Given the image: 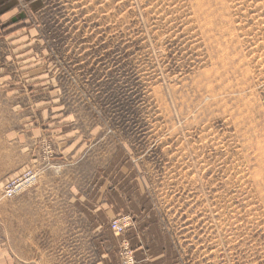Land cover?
<instances>
[{
  "label": "rangeland",
  "instance_id": "rangeland-1",
  "mask_svg": "<svg viewBox=\"0 0 264 264\" xmlns=\"http://www.w3.org/2000/svg\"><path fill=\"white\" fill-rule=\"evenodd\" d=\"M216 2L0 0L4 254L95 264L100 232L140 264L141 228L163 264H264V0Z\"/></svg>",
  "mask_w": 264,
  "mask_h": 264
},
{
  "label": "crops",
  "instance_id": "crops-1",
  "mask_svg": "<svg viewBox=\"0 0 264 264\" xmlns=\"http://www.w3.org/2000/svg\"><path fill=\"white\" fill-rule=\"evenodd\" d=\"M4 20H7V19H4ZM6 42L7 41L0 42V49L3 51V56H5L7 53L6 49L4 50V47H3L4 45L7 44ZM5 48H7V45L5 46ZM22 111L23 112H21V110H20V112H17L16 121L21 126H24V125L28 126V123H30V121H29V119H25V117L28 116L31 109H29L26 106L25 109H23ZM11 113H12V107H11ZM31 122H33V121H31ZM34 133L35 134L37 133V135H38V132H34ZM20 139L23 142H25V140H26V146L27 147L29 146L28 140L25 137H20ZM22 150H23V147H22ZM71 202L76 204L77 201L72 200V201H70V203ZM70 203L67 206L71 207L72 205ZM84 207H85V209H87L86 206H84ZM111 207L114 208L116 211H118L116 209V207H114V206H111ZM122 210H125V208L120 209V211H122ZM84 213H85V215H83V218L85 219V221L86 222H87V220L90 221L92 215L87 216L86 210H84ZM89 213L92 214V210L89 211ZM72 220L75 221L74 217H72V216H65V218H64V222L71 223V222H73ZM53 222H56L55 218H54ZM92 235H93V233L91 232V236ZM95 235L97 236V241H98V245L100 248V255L103 258L95 264H120L118 254H117L118 247H119V241L117 239L109 240L105 237L102 238V235L100 232L96 233ZM129 239H130L132 247L135 251L136 259L140 264H163L162 259H161V254L158 253L156 248H154L152 246V244L150 243V239H149L148 235H146V233L141 231V228L139 229V231L134 230L132 233H130ZM104 246H106V250L109 247L111 248L109 254L105 253ZM21 248L24 251V247H23L22 243H21ZM1 250H2V248L0 247V264H34L32 262H27V261L23 260V258H21V260L19 261L15 257V254L12 251H10V253H9V251H5L6 253L4 254ZM23 251H22V254L24 256H27L29 254L28 251H24V252Z\"/></svg>",
  "mask_w": 264,
  "mask_h": 264
},
{
  "label": "built area",
  "instance_id": "built-area-1",
  "mask_svg": "<svg viewBox=\"0 0 264 264\" xmlns=\"http://www.w3.org/2000/svg\"><path fill=\"white\" fill-rule=\"evenodd\" d=\"M36 175L34 173H27L22 179L15 181L10 187L6 190L7 197H13L16 193L30 187L35 183Z\"/></svg>",
  "mask_w": 264,
  "mask_h": 264
},
{
  "label": "bare ground",
  "instance_id": "bare-ground-1",
  "mask_svg": "<svg viewBox=\"0 0 264 264\" xmlns=\"http://www.w3.org/2000/svg\"><path fill=\"white\" fill-rule=\"evenodd\" d=\"M186 1H188V0H186ZM191 1H192V0H191ZM221 1H222V0H221ZM215 2H216V0H215ZM216 3H217V2H216ZM216 3H215V5H216ZM200 4H201V3H200ZM204 4H205V3H204ZM204 4H203V6H204ZM213 5H214V4H213ZM187 9H188V8H187ZM197 9H198V8H197ZM206 11H207V10H206ZM217 13H218V12H217ZM200 14H201V13H200ZM206 14H207V13H206ZM194 15H195V14H194ZM202 15H203V14H202ZM205 17H207V16H205ZM210 17H212V16H210ZM203 19H204V18H203ZM203 19H202V20H203ZM215 19H216V18H215ZM204 22H205V21H204ZM217 22H218V21H217ZM205 25H206V24H205ZM217 28H218V27H217ZM205 29H206V28H205ZM224 32H225V31H224ZM204 35H205V34H204ZM226 35H227V34H226ZM205 36H206V35H205ZM216 36H217V35H216ZM222 37H223V36H222ZM211 39H212V38H211ZM223 41H224V40H223ZM204 42H205V40H204ZM204 42H203V43H204ZM209 44H210V43H209ZM214 45H215V44H214ZM210 46H211V45H210ZM222 49H223V48H222ZM210 53H211V52H210ZM224 53H226V52H224ZM228 56H229V55H228ZM239 56H240V55H239ZM237 59H238V58H237ZM235 60H236V59H235ZM235 60H234V61H235ZM229 62H230V61H229ZM218 72H220V71H218ZM223 79H224V78H223ZM200 84H201V83H200ZM210 84H211V82H210ZM241 84H242V83H241ZM249 85H250V84H249ZM190 87H191V86H190ZM218 88H219V87H218ZM197 89H198V88H197ZM204 89H205V88H204ZM217 95H218V94H217ZM202 97H203V96H202ZM221 97H222V96H221ZM204 98H205V97H204ZM245 98H246V97H245ZM185 99H186V98H185ZM232 108H233V107H232ZM234 111H235V110H234ZM258 111H260V110H258ZM258 111H257V112H258ZM235 113H236V112H235ZM229 115H230V114H229ZM251 116H252V115H251ZM249 117H250V116H249ZM255 118H256V117H255ZM230 121H231V120H230ZM251 123H252V122H251ZM255 123H256V122H255ZM254 131H256V130H254ZM257 135H258V134H257ZM252 136H253V135H252ZM203 139H204V138H203ZM239 140H240V139H239ZM252 140H253V139H252ZM213 141H214V140H213ZM254 141H255V140H254ZM244 146H245V145H244ZM255 148H256V147H255ZM252 150H253V149H252ZM198 154H199V153H198ZM198 154H197V155H198ZM247 154H248V153H247ZM244 156H245V155H244ZM247 156H248V155H247ZM242 159H243V157H242ZM259 159H260V158H259ZM256 160H257V159H256ZM262 162H263V161H262ZM247 163H248V162H247ZM250 163H251V162H250ZM261 166H262V165H261ZM263 167H264V165H263ZM258 170H259V169H258ZM262 170L264 171V169H262ZM257 173H258V172H257ZM263 174H264V172H263ZM259 175H260V173H259ZM259 175H258V176H259ZM255 176H256V175H255ZM256 177H257V176H256ZM261 177H262V176H261ZM261 177H260V178H261ZM252 180H253V179H252ZM255 180H256V179H254V183H255ZM257 180H258V179H257ZM261 180H262V179H261ZM259 183H260V182H259ZM263 183H264V182H263ZM251 185H252V183H251ZM261 185H262V184H261ZM260 187H261V186H260ZM260 187H259V188H260ZM256 188H257V187H256ZM261 189H264V188L261 187L260 190H261ZM254 190H255V189H254ZM262 195H264V192H263ZM255 199H256V198H255ZM260 200H261V199H260ZM262 203H263V202H262ZM224 223H225V222H224Z\"/></svg>",
  "mask_w": 264,
  "mask_h": 264
}]
</instances>
